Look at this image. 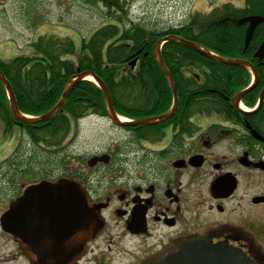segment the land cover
Segmentation results:
<instances>
[{"label": "flooded vegetation", "instance_id": "flooded-vegetation-1", "mask_svg": "<svg viewBox=\"0 0 264 264\" xmlns=\"http://www.w3.org/2000/svg\"><path fill=\"white\" fill-rule=\"evenodd\" d=\"M122 1L97 0L107 23L131 24L121 13ZM180 3L183 19L189 16L188 2ZM90 4L85 8L93 10ZM198 78L203 80L201 74ZM230 105L233 115L202 110L151 125L119 127L122 135L114 146L90 156L72 153L70 169H57L42 179L74 180L99 209L103 227L85 243L77 264H142L190 238L240 253L250 264H264V97L258 106H246L247 111L237 109L232 99ZM22 135L20 130V143L13 146L21 152L7 155L11 159L2 163L14 166L0 180V201L6 195L8 200L0 204V217L24 188L41 182V143L24 153ZM21 178L25 184L14 187L12 182ZM51 229H45L47 241L61 244L69 239ZM0 239L12 247L6 261L16 258L29 264L1 224Z\"/></svg>", "mask_w": 264, "mask_h": 264}, {"label": "trees", "instance_id": "trees-1", "mask_svg": "<svg viewBox=\"0 0 264 264\" xmlns=\"http://www.w3.org/2000/svg\"><path fill=\"white\" fill-rule=\"evenodd\" d=\"M254 15L264 16V0H244L242 8L222 4L207 13L195 12L177 26L101 25L79 39L78 45L68 37L41 35L30 43L29 55L0 59V72L11 87L19 112L24 115L40 116L52 109L69 80L85 71L103 82L118 115L128 118L158 115L169 109L172 96L153 57V46L163 37L176 36L221 58L248 61L258 75L256 87L243 97V103L251 107L264 86V55L261 60L254 57L264 39V24L255 28L244 48L247 24L240 21ZM161 57L176 88L178 104L174 118L202 110L234 114L230 101L250 79L244 67L211 60L174 41L162 46ZM134 59L136 63L131 68ZM189 70H197L203 80L187 73ZM87 115L106 116L107 109L99 87L81 80L50 120L21 125L30 145L23 152L30 153L31 147L36 150L41 143V162L46 160L42 151L62 146L72 123ZM0 123L3 131L17 124L1 83Z\"/></svg>", "mask_w": 264, "mask_h": 264}, {"label": "water", "instance_id": "water-1", "mask_svg": "<svg viewBox=\"0 0 264 264\" xmlns=\"http://www.w3.org/2000/svg\"><path fill=\"white\" fill-rule=\"evenodd\" d=\"M246 22L248 23V30L245 38V47H247L255 27L264 22V18L252 16L241 21V23ZM166 41L182 43L217 62L248 67L253 74L254 82L252 86L234 97L233 105L235 107L241 97L256 84V71L248 62L217 57L200 49L196 44L189 43L175 36H166L153 46V56L172 92L173 102L169 111L154 118H145L135 122H121L113 109L111 97L103 82L94 76L92 72L85 71L69 80L52 109L37 117H27L19 112L11 87L0 72V83L4 86L7 93L9 108L14 120L20 124H36L50 120L58 113L74 85L81 80L87 79V77L92 78V81L101 90L108 118L113 125L117 127L150 125L156 121L168 119L176 108L177 95L171 75L166 69L160 54L161 47ZM263 46L264 41L261 49ZM260 54L256 53V55ZM131 64L133 65L134 62ZM263 96L264 88L259 94V104ZM0 222L2 228L12 235L30 264H76L77 259L83 252L85 242L94 238L103 226V220L99 216L97 206L91 205L83 189L69 179H59L54 183L41 182L27 187L22 196L10 205L9 210L2 216ZM48 227L52 228L50 230L52 234L58 237L66 236L69 239L66 241L62 239L61 244H55L52 239L47 241L44 237V232ZM142 264L250 263L240 253H235L223 246L212 244L203 239L190 238L175 242L172 247L155 254L142 262Z\"/></svg>", "mask_w": 264, "mask_h": 264}, {"label": "rangeland", "instance_id": "rangeland-1", "mask_svg": "<svg viewBox=\"0 0 264 264\" xmlns=\"http://www.w3.org/2000/svg\"><path fill=\"white\" fill-rule=\"evenodd\" d=\"M86 1L0 0V59L8 60L16 55H29L31 53L30 43L41 35L68 37L78 45L79 39L87 37L104 21L101 20L105 13L103 6L96 5V0H90L93 10L86 9L85 6L88 5ZM174 2L170 0H123L126 15L123 11L121 13L125 19L130 18L133 23L162 28L178 24L177 19L179 20L182 16L181 0L178 5L177 0ZM187 2L190 13L207 12L209 8L219 7L224 3H231L235 7L243 6V0H187ZM166 21L171 22L166 24ZM2 126L0 123V180H6L4 176L9 174V167L13 163L11 162L9 166L8 164L2 166V163L6 159H11L7 158V155H12L14 151L16 155L21 152L16 148L21 136L18 137L19 126L14 125L9 131H3ZM74 129L71 138L63 146L64 150L60 148L61 150L53 152L46 160H42L41 179L50 176L60 167L64 171L70 169L72 153L79 151L81 156H90L96 151L114 146L122 135L104 117L88 116ZM67 144H69L68 147ZM23 147L28 150L27 145L24 144ZM15 161L18 163L19 158ZM50 163L56 164V168ZM13 166L14 164L10 169ZM20 181L16 180L12 184H15L14 187L19 186V183L25 184L24 179L21 178ZM6 197L7 195L1 199L0 204L2 200H6ZM0 243H2L1 239ZM7 246V242L0 244V264H24L16 258L10 262L5 260L9 258L8 254L13 253L12 247Z\"/></svg>", "mask_w": 264, "mask_h": 264}, {"label": "bare ground", "instance_id": "bare-ground-1", "mask_svg": "<svg viewBox=\"0 0 264 264\" xmlns=\"http://www.w3.org/2000/svg\"><path fill=\"white\" fill-rule=\"evenodd\" d=\"M254 16H258V17H262V18H264V16H259V15H254ZM249 18L250 17H252V16H248ZM261 24H264V22H261L259 25H261ZM247 30H248V27H246V31H245V36H246V34H247ZM255 30V29H254ZM254 32V31H253ZM176 37V36H175ZM177 38H179V37H177ZM180 39H182V38H180ZM182 40H184V39H182ZM185 41V40H184ZM263 41H264V39L262 40V42L258 45V47H257V49L255 50V52H254V57H256L257 59H262L263 58V55H264V46H263V48L261 49V46H262V44H263ZM167 42H169V41H166V42H164L163 43V45L165 44V43H167ZM187 42H189V43H193V42H190V41H187ZM193 44H195V43H193ZM162 48V47H161ZM261 49V50H260ZM256 53L257 54H260V53H262V54H260V55H256ZM160 54H161V50H160ZM162 58V57H161ZM163 60V59H162ZM163 63H164V61H163ZM165 65V64H164ZM159 68V67H158ZM160 69V68H159ZM161 71V70H160ZM162 73V72H161ZM163 74V73H162ZM164 76V75H163ZM165 78V77H164ZM88 80H90V81H92L91 79L92 78H90V77H88L87 78ZM167 82V81H166ZM168 84V83H167ZM169 87V86H168ZM240 107H241V109L243 110V111H247V109L243 106V105H240ZM121 121H126L125 120V118H121Z\"/></svg>", "mask_w": 264, "mask_h": 264}]
</instances>
